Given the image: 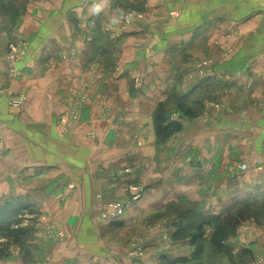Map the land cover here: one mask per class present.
Listing matches in <instances>:
<instances>
[{
	"label": "crops",
	"instance_id": "0c3cea01",
	"mask_svg": "<svg viewBox=\"0 0 264 264\" xmlns=\"http://www.w3.org/2000/svg\"><path fill=\"white\" fill-rule=\"evenodd\" d=\"M94 2L99 0L80 4L69 0L64 5L62 0L60 16L49 9L47 18L38 23L24 20L34 39L22 75L9 80L0 61V133L5 142L0 152V202L21 196L41 205L42 219L58 223L65 234L62 242L43 238L46 220L42 219L36 222L32 240L49 250L45 256L52 264H243L240 259L226 261L218 253L208 257L206 244L195 259L190 237L176 238V226L170 227L167 237L159 219L179 218L177 211L186 206L196 214L181 217L205 212L211 218L243 200L264 202V116L258 115L255 104L264 95V0H176L163 10L165 15L180 9L179 16L156 19L154 28L127 34L113 69L100 62L92 76L86 73L91 62L84 61L83 53L81 61H69L58 44L68 43L75 28H80L73 34L76 40L112 39L110 29L99 28L92 20L101 22L104 16L108 23L120 7L109 2L93 15ZM84 5L87 17L82 21L79 10ZM12 30L4 22L0 38L11 36ZM42 30L43 35H37ZM139 41L141 48L135 45ZM227 49L232 54L223 59L221 53ZM207 56L216 60L218 73L215 79L210 77L213 81L196 83L191 79L198 76L191 75L194 61ZM137 57L147 83L135 91L131 63ZM75 87L90 93L81 124L96 131L93 137L80 130L62 133L56 125ZM10 91L28 95L21 111L9 105ZM224 96L226 104L210 107L208 123L185 118L188 111L201 115L208 102ZM104 104L113 105L115 123L99 118ZM229 108L249 118L239 119ZM172 112L182 116L183 127L164 137L156 119L162 117L167 124ZM241 155L250 163L247 174L235 161ZM126 165L132 166L133 176L116 178ZM131 177L146 185L144 196L121 219H100L97 193L105 199L118 198ZM258 226L264 234V224ZM146 227L151 230L145 254L130 256V241ZM229 243L241 245L232 238ZM45 256L30 260L15 242L0 257V264H44Z\"/></svg>",
	"mask_w": 264,
	"mask_h": 264
},
{
	"label": "rangeland",
	"instance_id": "374dc122",
	"mask_svg": "<svg viewBox=\"0 0 264 264\" xmlns=\"http://www.w3.org/2000/svg\"><path fill=\"white\" fill-rule=\"evenodd\" d=\"M69 0H64L63 5ZM78 2L79 4L84 2L81 0H74ZM139 1V2H138ZM111 2V5L113 7L119 6L120 9H123L125 12V15L127 16L129 13L131 14L129 19L123 20L119 25H114L112 27H106L108 25L107 22H104V16H102V20L96 21L92 20L93 24L96 23V26L99 28H107L110 29V36L112 37L111 40H106L107 42L104 43L103 41H97L96 43L91 42L89 39H75L73 34H77L79 32L78 27L80 26L78 24V31H70V39L68 43H60L58 44L61 46V50H66L67 54L66 56L69 57V61L77 62L81 61L80 57L84 56V61L89 64L90 66H87V74L94 76L96 72V66L100 62L107 63V64H112V68L114 67V61L121 56V52L123 49V40L128 37L127 34H133L136 33V31H144L148 29L154 28V25L158 24V21L156 19H161V18H170V17H176L179 16L182 11L179 9L178 11L175 9L173 11H167V14L164 15L165 7H168L170 4H174L176 0H107V3ZM6 6H3V5ZM62 0H0V25H2L4 22L9 23L12 30L11 36H2L0 38V61L5 63L6 65V72L8 79H15L17 76H20L24 73L25 65L27 64V59L28 55L30 53V46L31 43L34 39V36L32 37L24 28V20L25 19H35V22L38 23V19H46L47 18V13L48 10L51 9V13H55L60 16V9L61 7ZM36 6V8H35ZM86 6L84 5L83 8H81L79 11L81 12V20L85 21V17L87 15L82 12ZM161 11V12H160ZM49 13V14H51ZM161 13V14H157ZM104 14V11H103ZM20 15V16H19ZM158 15V17H156ZM164 18V19H166ZM20 21V23H19ZM40 21V20H39ZM19 23V24H18ZM101 25H97V24ZM84 24V23H82ZM86 25V24H84ZM83 25V26H84ZM106 30V29H105ZM102 33V31H99ZM109 32V31H108ZM133 32V33H132ZM37 35H43V30L39 31ZM74 37V38H73ZM57 39L60 40V35L57 36ZM23 43V54H19L20 49L15 45L17 48V55L15 58V64H16V69L13 71L9 67V63L5 60V56L8 55L12 49L13 43ZM110 43V44H108ZM67 44V45H64ZM135 45L137 48H141L143 46V41L135 42ZM56 47V45H54ZM83 50V51H82ZM232 49H227L224 52L221 53L222 58L226 59L229 58L230 55L232 54ZM19 56V57H18ZM21 56V57H20ZM98 59V60H95ZM181 60V56L179 57V61ZM68 64H72L71 62ZM137 62H140L138 57L131 63V74H132V86L134 87L135 91L138 90H143L146 86V71L139 69L138 65H136ZM193 64V63H192ZM217 62L214 58L212 57H202L200 59H197L194 61L193 66L195 69L191 72V75L197 74L198 76H195V78H191L193 81L196 83L202 81V83H207L208 81H213L215 79V75L218 73L216 69ZM49 66L51 68L54 67V64L49 61ZM59 69V67H56ZM91 71V72H90ZM68 76V75H67ZM168 76V75H167ZM170 76V75H169ZM69 77V76H68ZM153 77V75H150L149 80ZM210 77L213 79L209 80ZM70 78V77H69ZM115 78V76H113ZM201 78V79H199ZM208 79V80H207ZM247 83V82H246ZM58 87H63V84L61 83V86ZM77 87V86H76ZM73 90L71 93V96H69V101L66 103V107L63 109L62 115L60 116L58 122L56 125H58V130L62 133H66L67 131L71 130H80L83 133H85L88 137H93L96 134L95 130L92 129H87V127L82 126V120H83V114L85 112V108L89 102L90 99V93L84 89V87L81 88H76ZM117 90H119L118 86H116ZM219 91H216V93ZM222 96V92H219ZM8 103L9 105L17 110L21 111L24 106L26 105V102L28 100V95L26 93H18L14 91H10L8 93ZM169 101V100H167ZM225 103H222V102ZM226 97L224 96L222 99L219 100V102L211 101L208 102V105H205L203 112L201 115H195V113L192 111V114L188 111L189 114L185 115L186 119H191L194 122H205L208 123L210 121V107L212 105H220L226 104ZM168 104V102H167ZM256 107L258 111L259 116H264V95H261L258 97L256 100ZM181 105V104H180ZM182 108H184V105H181ZM188 109V108H187ZM191 110V109H189ZM229 111L231 113L233 112V115H235L239 119H245L247 120L249 118V114H245L243 111H237L236 109L233 110V108H229ZM173 113V114H172ZM171 116V121L170 122H176L180 123L181 126L183 127V124L181 122L182 116L176 115L174 117V112H172ZM114 107L112 104H104L100 107L99 110V118L103 122H113L114 118ZM166 119H161V117H157L156 123L159 122V128L161 125L164 123ZM158 128V126H157ZM1 132V131H0ZM53 141L55 139H52ZM62 140V139H60ZM65 141V138L63 139ZM61 142V141H60ZM5 142L4 139L1 136L0 133V152L2 153V150L4 149ZM231 151H234L233 149L230 148ZM61 151V150H60ZM0 153V155H1ZM233 155V154H232ZM246 157L244 155H241L240 158H235V161L238 162L237 165L241 167V171L243 172L242 174H247L248 171L251 170L250 163L247 161ZM247 164L248 168L244 169L243 164ZM131 175L133 176V169L131 165H126L123 166L117 173L115 174V177H119L122 175ZM64 175H67L66 172H64ZM118 180V179H116ZM143 186V191L139 190L140 192L142 191L141 197L134 201L132 205L128 206L126 209V212L130 209V207L134 206L137 201H139L145 194L146 192V185L138 181L135 178L130 179L126 184H124L121 187V195L118 198L115 199H105V196L103 193L99 192L97 193V210L99 211V217L100 219H105V220H110L106 217H102L100 215V211L107 209L111 210L112 205H110L111 202H117L125 198L126 196L129 197V194H132L133 191H138V188ZM126 197V198H128ZM14 198V199H13ZM10 200H6L0 203H5L7 201H17V200H23L21 199V196L19 197H13ZM61 202V201H60ZM53 203L50 205L52 206ZM187 208L180 207L179 210L177 211L178 214L180 215L179 218H174L171 219V216L164 217L163 219L160 218V226L165 230V233L167 237H170L169 230L171 226H176L178 227V224L180 221L183 219L194 221L192 222L193 225H189L185 229V232H188V234H191L189 231H196V224L203 222L205 224V240H203V243L206 244V247H210L208 250V254H206L208 257H213L215 254L218 253V255H221L226 261L232 260L236 261L237 259H240L241 263L243 264H264V234H261L259 232V226L258 228L257 225H263L264 224V202L260 201L259 203H252V201L249 200H243L241 202H238L236 204H230L227 205L223 208L221 211V214L224 219H220L218 223L224 222L229 229L230 235L228 238L225 240V243L228 247L231 248L229 252L223 251V252H217L214 249L213 243L211 242V236H210V241H208V235H211L215 225H217V222H211L213 219H207L206 218V213L204 212V216L199 214L200 216H195L193 218L189 217L188 219L186 217H181V216H188L190 213H192V209L190 206H186ZM189 207V208H188ZM41 205H35L33 206V210L28 214V220H27V225L29 226V231L28 234L23 237L20 241H18L21 249H22V254L24 253L27 258L30 260H34L37 257H43L46 255V253H49V250L47 249V252L45 250V246L42 244L41 247L38 248V246L33 244V238L36 237V230L38 231V226L36 222H39L40 219H42V213L40 211H43ZM189 209V210H186ZM126 212L120 216L119 219L124 217L126 215ZM194 212V211H193ZM183 218V219H182ZM193 219V220H192ZM43 221L46 220L45 222V228H44V233L45 237L44 239H48L49 241L55 242V243H60L64 240L65 234L62 229H60V226L54 223H56L55 220L53 219H42ZM54 223H53V222ZM211 222V223H209ZM171 223V225H170ZM55 227L60 231L57 235L51 234V228ZM151 228L146 227L144 230L139 231V233H136L133 237V239L130 241L129 244V255L134 257L133 251L131 252L133 246V242L140 240V242L145 241V247H146V242L149 240L148 235L150 234ZM145 231V232H144ZM60 235V238L59 236ZM35 236V237H34ZM189 236H186V238ZM236 239L237 242H240V246L236 248V245H231L229 243L230 239ZM202 241V239L200 240ZM27 243V245L25 244ZM0 245H5V240L0 242ZM239 245V244H238ZM196 248V247H194ZM146 250L144 249V252ZM46 252V253H45ZM145 254V253H144ZM4 257V256H3ZM46 259L42 263L44 264H52L54 263L53 261H49L47 258L48 256H45Z\"/></svg>",
	"mask_w": 264,
	"mask_h": 264
},
{
	"label": "trees",
	"instance_id": "16d2710c",
	"mask_svg": "<svg viewBox=\"0 0 264 264\" xmlns=\"http://www.w3.org/2000/svg\"><path fill=\"white\" fill-rule=\"evenodd\" d=\"M181 128V124L176 122H169L167 124L163 123L159 128L158 122L159 132L164 137L171 135ZM33 206L34 205L32 203L24 200H13L7 201L5 203H0V242L5 240V245H0V257L5 256L9 253L10 244L20 241L28 234L29 226L26 224V221L28 220V214L33 210ZM195 216L190 215L189 217L193 218ZM189 217L186 218L188 219ZM207 219H209V217ZM210 219H213L211 220V222H217V225H215L214 230L211 234V242L213 243L214 249L217 252H229L231 248L228 247L225 243V240L230 235L229 229L224 222L218 223L220 222L219 220L224 219V217L222 215H215ZM184 221L187 220L183 219V221H180L174 233V236L176 238L189 236L190 241L196 247L193 257L195 259H199L204 252L205 247V244L203 243V240H205L206 238L205 224L203 222L197 223L195 225L197 230L189 231L191 232V234H188V232H185V229L189 227V225H193L192 222L194 221H190L189 219L187 222ZM201 239L202 241H200Z\"/></svg>",
	"mask_w": 264,
	"mask_h": 264
},
{
	"label": "built area",
	"instance_id": "2783aa9c",
	"mask_svg": "<svg viewBox=\"0 0 264 264\" xmlns=\"http://www.w3.org/2000/svg\"><path fill=\"white\" fill-rule=\"evenodd\" d=\"M23 43H24V41L22 42V44H19L16 42L13 43L12 44V46H13L12 51L4 57L5 60L10 64L9 67L13 71L16 69L15 60L17 59V58H15L17 55V48L15 47V45L20 49L19 54L21 55L24 53ZM242 168L247 169L248 165L245 163V164H243ZM142 189H143V186L140 185V187L138 188V191H133L132 194H129V197L126 196L128 198L125 197L120 201L111 202L110 205H112L111 206L112 209L111 210L104 209V210L100 211V215H102V217H106L110 220L119 219L120 216L126 212V209L128 208V206L132 205L134 201L138 200L141 197L142 191H143ZM139 190H142V191L140 192ZM59 232L60 231H58L57 228H55V227L51 228V234L57 235ZM58 236L60 238V235H58ZM133 246L134 247L132 248L131 252L133 251L134 257H142L145 253L144 252L145 241L144 242H140V240L134 241Z\"/></svg>",
	"mask_w": 264,
	"mask_h": 264
},
{
	"label": "clouds",
	"instance_id": "9594fccd",
	"mask_svg": "<svg viewBox=\"0 0 264 264\" xmlns=\"http://www.w3.org/2000/svg\"><path fill=\"white\" fill-rule=\"evenodd\" d=\"M107 4V0H99V2H94L91 5L90 12L93 15L99 14ZM131 14L129 13L127 16L125 15L124 10L122 9H117L116 15H113L110 20L108 25L106 27H112L114 25H119L123 20L129 19Z\"/></svg>",
	"mask_w": 264,
	"mask_h": 264
}]
</instances>
